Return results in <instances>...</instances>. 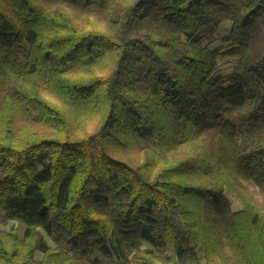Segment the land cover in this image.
Wrapping results in <instances>:
<instances>
[{
    "label": "trees",
    "instance_id": "trees-1",
    "mask_svg": "<svg viewBox=\"0 0 264 264\" xmlns=\"http://www.w3.org/2000/svg\"><path fill=\"white\" fill-rule=\"evenodd\" d=\"M0 218V264H264V0H0Z\"/></svg>",
    "mask_w": 264,
    "mask_h": 264
},
{
    "label": "rangeland",
    "instance_id": "rangeland-1",
    "mask_svg": "<svg viewBox=\"0 0 264 264\" xmlns=\"http://www.w3.org/2000/svg\"><path fill=\"white\" fill-rule=\"evenodd\" d=\"M79 26L81 28H85V29H88L90 28V21H88V19L86 17H84V19H81L79 22H78ZM229 28H230V22H225L223 24H221L218 28V35H217V38L214 42L212 43H205L207 44V46L210 48V49H214V48H219V49H226L229 47V44L227 43H222L220 41V37L222 36H225L228 31H229ZM218 73L223 76V77H226L228 76L234 69V66H235V61L233 58H228V59H219L218 60ZM224 194L226 195V197L228 198V200L230 201V204H231V209L233 211H238L241 209V204L239 203V201L232 195L230 194L229 192L225 191ZM255 197L256 199L261 202V197L255 192ZM11 230H15L18 232V234L22 237L24 235V231H25V227L21 224H19L18 222H15V221H5L3 218H0V231L2 232H6V233H9ZM47 243L51 246V247H55L56 244L51 242L49 239H47ZM142 249H145V248H150V246L146 243H143ZM165 254L166 255H171L173 256L175 254V251H174V248L172 247V245H169L166 250H165ZM42 258V255L41 253H36L35 254V260L36 261H39L41 260ZM201 263H204L203 260H201Z\"/></svg>",
    "mask_w": 264,
    "mask_h": 264
}]
</instances>
